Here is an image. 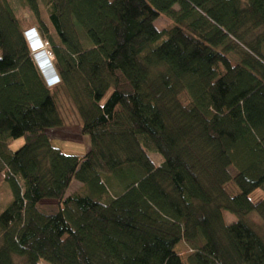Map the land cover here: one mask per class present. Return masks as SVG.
Wrapping results in <instances>:
<instances>
[{"label": "trees", "instance_id": "obj_1", "mask_svg": "<svg viewBox=\"0 0 264 264\" xmlns=\"http://www.w3.org/2000/svg\"><path fill=\"white\" fill-rule=\"evenodd\" d=\"M19 3L33 23L0 0V171L17 190L0 214V264H184L180 242L188 264H264L245 220L264 221V0ZM30 27L53 54V88ZM70 102L85 155L48 135ZM74 182L90 194H69Z\"/></svg>", "mask_w": 264, "mask_h": 264}, {"label": "rangeland", "instance_id": "obj_2", "mask_svg": "<svg viewBox=\"0 0 264 264\" xmlns=\"http://www.w3.org/2000/svg\"><path fill=\"white\" fill-rule=\"evenodd\" d=\"M10 1L13 2L12 6L13 8H15L18 16L26 20V22L29 24L34 22V18H33L34 16L31 13V11L26 10V8L19 5L20 0H10ZM42 7L44 9L43 17L45 18L46 21H48L47 7L46 6H42ZM175 8L178 9V6H176ZM169 24L170 22L164 17L159 18L158 21L156 22V26L158 29H164L165 27L169 26ZM57 43L58 45L60 44L59 41H57ZM66 98L69 101V98L68 97ZM66 98L61 97V100L64 101L66 100ZM61 111L63 113L64 123L66 124L68 123L69 125H71L69 128L63 130L62 137H65V138L68 137L70 140L69 139L64 140L65 142H63L62 140H58V139L53 140V145L62 149L65 154L85 155L89 151V149L86 148V145L84 144L85 138H83L84 136L81 135L82 134L81 133L82 123H81V119L79 118L78 112H76L75 107L71 105V102L68 104V106H66L65 108H62ZM81 141H83L82 142L83 144L80 143ZM24 144H25L24 139H16L11 142L9 147L12 152H15L19 150L20 148H22ZM148 152L153 161H155L158 164L162 163L161 158L156 153V151H152V150L150 151L148 149ZM17 185L20 188H22V181L20 179L17 180ZM115 186L117 185L115 184ZM86 189H88V187ZM86 189H84V187H82L81 184L74 182L71 185L69 194L77 193V192H79L80 194L81 193L85 194V195L90 194L86 192L88 191ZM115 191L119 192V189L116 187ZM115 191L113 190L114 194H115ZM16 195H17V190L15 189V186H13L11 181L5 178V172L0 171V214L4 210H6V208L9 206L10 203L13 202ZM262 195H263V192L258 191L252 196V198L253 200H255L258 196L260 197ZM53 204L54 202L49 201L48 203H45L42 206V208L43 210L48 211L50 205H53ZM224 216H225V223H227L228 225H231L232 222L237 221V217L230 212L224 211ZM245 220L249 222L252 226H254L256 231L259 232L264 239V221L261 220L259 215L257 213L250 214L245 218ZM176 251L178 255L182 257L183 263L188 264L189 256L192 253L191 248H189V246H187L184 242H180L176 248ZM15 264H26V260L25 258H22V257L16 258Z\"/></svg>", "mask_w": 264, "mask_h": 264}, {"label": "built area", "instance_id": "obj_3", "mask_svg": "<svg viewBox=\"0 0 264 264\" xmlns=\"http://www.w3.org/2000/svg\"><path fill=\"white\" fill-rule=\"evenodd\" d=\"M24 39H26L33 61H35V64L46 81L47 86L49 88H53L54 86L60 84V76L54 66L53 54L49 49L48 43L45 39H43L39 30L35 27L28 28L24 32ZM39 52L41 54L44 53L47 57L46 60L49 62L50 69L53 71L52 76H47L45 71L42 70L43 65L37 60Z\"/></svg>", "mask_w": 264, "mask_h": 264}, {"label": "crops", "instance_id": "obj_4", "mask_svg": "<svg viewBox=\"0 0 264 264\" xmlns=\"http://www.w3.org/2000/svg\"><path fill=\"white\" fill-rule=\"evenodd\" d=\"M71 125H69L68 123H67V125H65L64 127H62V128H56V129H52V130H49L48 131V135L50 136V139H51V142H53V140H62L63 142H65L64 140H68L69 138L67 137V138H65V137H62V132H63V130H65V129H67V128H69ZM59 130V131H58ZM61 135V136H60ZM81 135H83V133L81 134ZM84 137L83 138H85V140H84V144L86 145V148L87 149H90V147H91V142H90V138L88 137V136H85V135H83ZM70 140V139H69ZM75 141V140H74ZM83 141H81L80 143H82ZM83 144V143H82ZM62 150V149H61ZM63 151V150H62ZM64 152V151H63Z\"/></svg>", "mask_w": 264, "mask_h": 264}, {"label": "bare ground", "instance_id": "obj_5", "mask_svg": "<svg viewBox=\"0 0 264 264\" xmlns=\"http://www.w3.org/2000/svg\"><path fill=\"white\" fill-rule=\"evenodd\" d=\"M47 57L45 56L44 53H40L38 54V61L43 65L42 70L45 71V73L47 74V76H52L53 71L50 69V64L49 62H47Z\"/></svg>", "mask_w": 264, "mask_h": 264}]
</instances>
